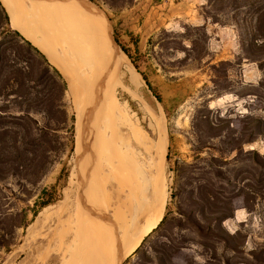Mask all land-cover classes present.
Segmentation results:
<instances>
[{"label":"rangeland","instance_id":"374dc122","mask_svg":"<svg viewBox=\"0 0 264 264\" xmlns=\"http://www.w3.org/2000/svg\"><path fill=\"white\" fill-rule=\"evenodd\" d=\"M95 1L86 3L111 38L115 65L114 69L102 62L96 81L103 93L111 90L112 80L118 85L114 94L119 108L114 111L119 112L102 110L100 114L103 119L108 113V129L115 132L103 143L106 167L108 160L115 161L112 149L123 150L127 145L120 130L121 113L153 140L149 115L163 121L162 177L168 188L163 215L121 264H264V132L255 142L233 150L229 131H241L248 117L264 123V88L258 87L263 74L246 58V45L241 43L246 37H239L229 10L217 13L209 0H135L112 11ZM62 75L71 91L67 89L64 95L65 109L73 117L66 151L42 176L25 167L0 166V264L72 262L76 250L70 238L76 206L80 210L76 221L88 222L87 240L96 247L97 231L103 228V234L114 233L127 215L130 190L138 192L139 200L150 196L136 169L106 173L87 162L85 131L79 146L75 145L76 109L84 89ZM83 122L84 127L89 123L86 118ZM59 134L69 138L65 132ZM206 191L215 199H208ZM43 202L48 204L43 206ZM223 215L231 216L224 219ZM227 234L233 237L228 239Z\"/></svg>","mask_w":264,"mask_h":264},{"label":"bare ground","instance_id":"6f19581e","mask_svg":"<svg viewBox=\"0 0 264 264\" xmlns=\"http://www.w3.org/2000/svg\"><path fill=\"white\" fill-rule=\"evenodd\" d=\"M0 2L2 3L3 7L7 12V15L9 17L10 27L12 29L17 30L27 40H29L33 45H35L39 50H41L49 58V60L56 65V67L61 71L60 72L61 74L63 73L67 77L72 78L75 81L76 86L81 88L83 87L84 94L81 96L80 104L76 109V117H75L76 144L75 145L79 146V143L80 141H82L81 139L83 138V133L85 131L87 137H85L84 139L85 141L83 142L87 143L88 152L86 153L87 154L86 159L87 162L90 164V166H92L91 164L96 163L95 167H97V170L106 173L114 169L118 173H120V171L127 172L128 170H131L133 173L134 171L132 170V168L136 169L138 172H140V176H141L140 181H142L145 184V186H147L150 192L149 199L141 198L142 200H139L137 195L138 192L136 193L134 190H130L131 198L128 201L129 202L128 205H126L127 215L125 217L123 216L124 218L121 216V218H123L122 222L116 231L114 229L113 231L114 233L110 231L111 234L109 235L103 234L102 231H100L103 228L97 231L96 233L97 242L95 241L96 247L90 244L89 242L90 239L87 240V236H88L87 234L90 227H88L89 229L87 231L85 230V227H87L88 222L83 220V218L80 219L79 221H76V217L79 219L78 216L80 210H79V206H76L75 208L74 214L76 217L73 221L74 231L72 232L73 233L72 238H70L71 236L69 237L71 241H73V243L75 244L76 251H73L75 252L74 255L75 259L69 263L62 262V264H121L126 256L130 255L134 250L138 249L143 238L147 236L158 225L163 215L164 205L166 201V188H167L165 186V182H164L165 180H163L162 177V162H163L164 154H163L161 138H162L163 121L161 122V120H159V118L156 117L155 115H149L153 124L152 133L155 136V139L153 140L151 139V136L150 137L148 136L147 132H145L141 128H138L137 123L135 121L128 120L125 117L127 115L121 113L119 117L120 119L119 122L121 127L120 130L123 138L127 140L126 142L127 145L124 147L123 150L118 149V151H116L112 149V151L116 152V156L114 158L115 161L108 160L109 164L106 167L105 161L107 160L104 159V154L106 153L103 150V143L105 142V140L109 139L110 137H113L115 133L114 131L110 130L111 127L110 129H108V125H107L108 119L106 120V118L110 111L118 110L117 108H119V103H118L119 101H117L115 97L116 94H114L115 88L118 85H117V81L112 80L111 77L109 81L112 80L111 82H113V87H111L110 90L109 87L110 83L108 82L107 85L110 91L107 92L104 91L105 93H103L101 92V90H99V84L96 81V79H97V74L99 73V72L97 73L98 66L102 62L107 61L115 69V65L112 58V49L114 47L112 48V45L110 43V39H111V38L109 39L110 36H108V34L105 32V29H103L98 24L96 17L91 12L90 7L85 0H0ZM100 70L102 71V69ZM102 110H106L108 112V113L106 112L103 119L100 118V114ZM114 112H119V111H114ZM114 112L112 114H114ZM85 118L89 121L86 127L83 126L84 123L83 121ZM108 144L110 145V143ZM106 156L108 157V155ZM89 164L86 165L89 166ZM114 174L116 175L117 173ZM119 179L122 178L120 177ZM129 185H131V183ZM120 190H116V191L120 192ZM119 200H121V198ZM77 204L80 203L78 202ZM89 207H92V205L91 206L89 205ZM114 208L116 209V207ZM70 212L72 213V210H70ZM61 216L62 215H60V217ZM111 216H113V214ZM57 220L58 222L60 221V219ZM113 221H115V219ZM68 222L69 221H67V223ZM92 224H94V222ZM30 232L32 231L30 230ZM59 233L62 234L61 232ZM65 233L66 231L64 232V234ZM59 236L62 237V235ZM67 238L68 237H66V239ZM48 244H50V242H48L46 245L48 246ZM92 246L94 247V250ZM28 247H29V243L27 248ZM52 264H56V260H54Z\"/></svg>","mask_w":264,"mask_h":264},{"label":"trees","instance_id":"16d2710c","mask_svg":"<svg viewBox=\"0 0 264 264\" xmlns=\"http://www.w3.org/2000/svg\"><path fill=\"white\" fill-rule=\"evenodd\" d=\"M98 1L109 10L117 11L135 0ZM209 5L217 13L229 10L239 37H246L241 41L242 46L246 45V58L256 63L263 74L258 87L264 88V0H209ZM9 25V17L0 2V166L13 170L25 167L31 174L38 171L42 176L71 142L73 117H68L63 101L68 83L35 45L10 30ZM144 81L154 93L149 81L145 78ZM260 128H263L261 133L255 131ZM229 131L233 150H238L244 144L256 141V137L264 132V123L248 117L241 131ZM62 132L69 134V138L59 134ZM206 194L207 198L215 199L213 193L206 191ZM47 204L43 202L42 205ZM230 216L223 215L222 218ZM232 237L227 234L228 239Z\"/></svg>","mask_w":264,"mask_h":264}]
</instances>
